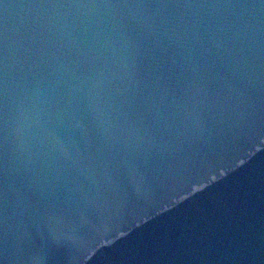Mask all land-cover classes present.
Here are the masks:
<instances>
[{
	"label": "water",
	"instance_id": "1",
	"mask_svg": "<svg viewBox=\"0 0 264 264\" xmlns=\"http://www.w3.org/2000/svg\"><path fill=\"white\" fill-rule=\"evenodd\" d=\"M0 264H264V0H0Z\"/></svg>",
	"mask_w": 264,
	"mask_h": 264
}]
</instances>
